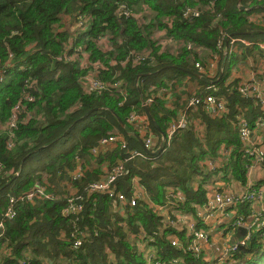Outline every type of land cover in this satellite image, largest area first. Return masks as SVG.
Returning <instances> with one entry per match:
<instances>
[{
  "label": "trees",
  "instance_id": "1",
  "mask_svg": "<svg viewBox=\"0 0 264 264\" xmlns=\"http://www.w3.org/2000/svg\"><path fill=\"white\" fill-rule=\"evenodd\" d=\"M237 1L0 0V73L5 76L0 83V264H151L155 259L219 264L223 249L243 239L237 223L264 220V157L256 164L262 176L250 181L249 169L256 159L239 135L243 120L252 132L248 144L264 148L256 137L258 130H264L256 126L264 109L257 95L240 93L242 84L237 81L225 85L224 77L206 79L208 74H200L199 67L205 71L207 61L195 53L200 46L210 56L222 58L231 40L264 32V24L247 20L248 15L264 10L243 16ZM246 1L250 7L264 8V0ZM144 9L153 14L148 24L139 20ZM188 10L199 16L185 18ZM81 18L90 23L89 29L79 31L75 40L64 27ZM155 22L168 39L182 42L178 55L159 51L152 39ZM224 36L230 41L225 42ZM74 48L84 63L65 62ZM170 71L180 78L200 75V88L179 109L180 116L160 99V91L167 90L164 81L152 84L159 90L149 91L147 84ZM90 75L108 91L87 92L84 85ZM174 79L167 76L170 82ZM122 91L125 98L119 95ZM208 95L216 103L222 100V111L210 112L203 101ZM190 99L197 102L194 108L188 105ZM144 100L149 101L148 111L164 135L180 117H188L185 127L178 128L157 156L144 153L136 122L128 120L131 114L145 118ZM191 119L203 123L205 133L196 134ZM11 122H15L13 129ZM149 128L156 137L155 151L160 135L150 123ZM114 135L122 138L123 148H99L102 139ZM218 151L223 152L219 158ZM220 159L224 165L219 166ZM118 166L128 174L119 175L112 187L126 201L88 193L90 185ZM77 169L82 173L75 181L72 174ZM194 176L199 182L187 184ZM218 176L224 178L228 193L217 181L206 184ZM132 178L138 179L146 194V200L137 201L133 208L127 204ZM231 183L236 184L234 191L229 189ZM72 190L82 211L65 218L64 196ZM177 191L186 200H179ZM258 192L263 194L261 202L237 201L223 211L224 222L208 225L196 217L214 194L235 197ZM154 206L164 210L155 211ZM8 212L14 214L11 219L6 218ZM179 216L193 223L194 231L188 233L185 224L179 230L170 225ZM259 230L252 232L249 248L238 247L228 254L229 264H264V227ZM200 231L216 242L218 255L207 247L197 253L188 249L194 232ZM173 239L176 246H171ZM75 241L81 243L76 250Z\"/></svg>",
  "mask_w": 264,
  "mask_h": 264
},
{
  "label": "built area",
  "instance_id": "2",
  "mask_svg": "<svg viewBox=\"0 0 264 264\" xmlns=\"http://www.w3.org/2000/svg\"><path fill=\"white\" fill-rule=\"evenodd\" d=\"M198 16H199V12L194 11V10H188L185 13V18H188L189 20H191L193 18H197ZM262 22L264 24V19L262 20ZM224 38H225V42L230 41L229 36H226V37L224 36ZM233 43H234L233 40H231L229 42L230 45L231 44L233 45ZM66 59H70V57L66 56ZM210 67H213V64H209L208 68L210 69ZM199 70H200V72L202 71V69L200 67H199ZM84 87H85V90L87 92H91V91L102 92L103 90H105L106 86L101 84L97 79H94V82L92 84H88V80H86ZM116 89H117V87H116ZM122 92H123L122 96H123V98H125L126 92H124V91H122ZM240 93L244 96H247L250 94L257 95V97H255V98L257 100H259L260 102H264V95L260 96L257 94L258 93V86H257V83H255L254 81L244 82L240 87ZM193 100L194 99H190L188 105L194 108L195 105L197 104V102H195ZM203 101H204V104L206 106H208L211 113H216L217 111L223 110L222 100H220V101H218V103H216V99L211 95L206 96V98ZM148 102L146 104H148ZM128 120H129V122H136V125H135L136 129L138 130L139 134L143 137L141 139L143 149L151 150L154 137H153V134L149 128V123L147 122V120L144 117H140V116L134 117L132 114L129 115ZM185 125H186V119H184V117H180V119L176 123L171 124L167 129V134L165 137V143L166 144L170 143L173 135L178 130V128L183 129L185 127ZM256 126L259 128H264V116L259 117V121L256 123ZM10 128H12V129L15 128V122H11ZM239 135H240V140L246 146L249 145V147L247 148L249 150L247 152L250 155H252V154L255 155V159H256L255 164L261 163L263 160V157H264V148L248 144V141L250 140V137L252 136V132L248 129L246 122L243 120H240V122H239ZM116 145H119L122 148L125 146L123 140L120 137H115V136H111V137H109L107 139H103L99 142V148L115 147ZM98 149H94L92 151V153L96 154ZM134 154L136 156H139V154L136 152H134ZM81 173H82L81 169H77L72 174V180H75V181L79 180ZM122 173L125 175L128 174L127 171H123L122 166L116 167L115 169H113L112 171L107 173V175L99 183H94V184L90 185L88 188V193H90V194L97 193V194H103V195L106 194L108 196V198L115 199L117 201H122V202L126 201L122 195L115 193V191L112 187L116 178L119 175H121ZM131 182H132V186H133V192H132V197L128 200L127 204L129 207L133 208L136 206L137 201L146 200V194H145L144 189L140 186V182L138 181V179L132 178ZM42 191H43V189L39 187V194ZM262 199H263V194L261 192H258L257 195L255 193H251V194H244L242 196H235V197L220 195V194H214L211 197H209L205 207H203L202 209L199 208L197 210L196 217L201 218V221L204 222L205 224H209V222H213L217 218L222 219L223 218V211H225L230 206L235 205L237 203V201H239V200L240 201L252 200V201H256V202H261ZM154 208H155V211L162 212L164 210L162 207L157 208L154 206ZM81 211H82L81 206L76 203V200L72 194L71 197L67 198V204H66V207L62 210V215L65 218H70V217H74V216L79 215ZM215 211H218V212H215ZM263 213H264V209H263ZM187 214H189V213H187ZM13 216H14V214L12 212H8L6 214V218H8V219H11ZM257 216H260V214H258ZM182 218L183 217L179 216L177 218V223L170 222V225L176 226L178 224V222L182 221ZM253 222L257 226V228H259V229L264 227V220L257 221V219H253V218L248 219L247 222L242 223V224L237 223L238 229L241 228L242 230H244L245 237H243V239L240 242H236V244H233L231 246H226L223 249V254L221 256L222 258H225L228 261V259H227L228 254L236 252L238 247H241V248L244 247L245 248L246 244H248L249 240L252 237V232H253V235L255 233L254 230L252 229V223ZM246 223H248V225H246ZM184 224H186V223H184ZM186 227H187L188 233H189V230L194 231V224L193 223H188V225H186ZM155 235L156 234L153 233V236H155ZM193 239L194 240H193L192 244L189 245L188 249H190L194 253H197L199 248L208 247L210 244V239L202 231L194 232ZM177 244H178V242L176 239L171 240V246H176ZM80 245H81V243L79 241H75L73 243V248L76 250L80 247ZM146 258L148 260H152L151 255L148 256L146 254ZM151 264H177V261L175 259H171L170 262L167 263V262H163L159 259H155L152 261Z\"/></svg>",
  "mask_w": 264,
  "mask_h": 264
},
{
  "label": "crops",
  "instance_id": "3",
  "mask_svg": "<svg viewBox=\"0 0 264 264\" xmlns=\"http://www.w3.org/2000/svg\"><path fill=\"white\" fill-rule=\"evenodd\" d=\"M236 6H237V11L242 13L243 16H244L243 13L250 14V12H253L255 10H259V9L264 10V8L250 7L249 2L246 0H242V1L238 0L236 3ZM145 13H148V15L150 14L153 16L152 12L150 11H145ZM263 19H264V13L262 12H255L247 16V20L250 21V23L254 25L263 24L262 22ZM139 20L143 24H148L147 22L143 20L142 13L140 14ZM152 36H153L152 38H154L153 42L159 48L160 52L166 51L169 54L171 55L173 54L175 56L179 54V50L181 46L183 45L182 42H175V41L168 39L167 34L164 30L156 29L153 32ZM248 36H250L248 39H243V40L235 39V42L233 43V45L226 44L225 48L223 49L222 58L221 56L219 57L217 55L210 56V52L207 51V49L205 48L204 50L196 49L195 53L200 55L201 57H204V59H206L207 61V64H206L207 71L205 70L203 72H200V74L201 73L208 74L206 75L207 76L206 79H208L209 81H211L213 78H215V81H217L221 79L222 77H224L223 84L225 85H230L234 81H237L238 85L243 84L244 82H247V81H254L255 83H257V86H258L257 94L260 96H263L264 95V42H263L264 40H262V38H264V32L263 31L251 32V33H248ZM105 47H108L107 44H105ZM209 64H213L212 69L211 67L210 69L208 68ZM156 73H158V71ZM142 76H148V75H142ZM142 76H139V78H141ZM167 76H172L173 79L174 78L175 79L170 82L167 80ZM159 80L164 81L165 83L164 88L167 89V90L163 89L162 91H160L161 93L160 99L163 100L164 107L168 110L176 111V114L179 116H180L179 109H182L184 105L187 104L188 98L194 96L198 92L200 85H201L199 83L200 75H197V74L193 76L188 75L186 77L180 78L176 75L175 71H170L166 74H161L158 78L151 79L150 81H148L147 84L150 85L149 91H152L154 89L159 90L158 87L155 88V86L152 85L155 82H158ZM202 81L205 82L204 79H202ZM215 81L214 82L212 81L210 83H215ZM257 101H258L259 106L264 109V102H260L259 100ZM145 103H147V101ZM140 117H143V116H140ZM191 122L194 126H196V131L202 130L205 128L203 123L197 122L195 119H191ZM261 131L263 132L264 130L262 129ZM261 131L258 130L256 137H257V140L261 139L264 142V138L261 136L263 135V133ZM114 136L120 137L118 135H114ZM153 137L154 139H153L152 147L155 145V141H156V137L154 135ZM139 139L141 141L142 138L139 137ZM161 141H162V138L160 136V142ZM159 147H160V143L157 149H159ZM223 152L226 153L227 151L223 149ZM252 170H255V171L251 173ZM249 173L252 175V177L250 178V181L251 180L257 181L262 176L259 170V167L256 166V164L253 165L249 169ZM222 179H219L221 180L219 181V180H215L214 178H212V181H207L206 184L217 181L221 184L220 186L222 187L223 185H226L223 182L224 180ZM197 182L199 181H189L187 184L194 185ZM229 189L234 191V189H236V184L231 183L229 186ZM225 192L227 191L225 190ZM70 193L73 194L74 190L70 191ZM255 211L259 212L260 208L258 206H255ZM122 215H123V212H122ZM186 215L187 217H190L189 214H186ZM215 222L216 221L209 222L208 225L210 224L213 225ZM176 229L177 230L180 229L179 224L176 225ZM213 241L214 240L211 238L210 244L207 247V249H210V251L212 252L213 245H214L215 246L214 249L215 251H217V253H215L214 251L212 253H214L215 255H218L219 248H217V245H215Z\"/></svg>",
  "mask_w": 264,
  "mask_h": 264
},
{
  "label": "rangeland",
  "instance_id": "4",
  "mask_svg": "<svg viewBox=\"0 0 264 264\" xmlns=\"http://www.w3.org/2000/svg\"><path fill=\"white\" fill-rule=\"evenodd\" d=\"M145 10H147V9H144V11ZM141 13H143V20L145 21V22H147V23H149L150 22V20H152L153 19V16L152 15H148V13H145L144 14V12H141ZM238 17H240L239 15H237ZM149 21V22H148ZM88 21H86L85 22V27H84V29H86L87 27H88ZM77 24L74 22V23H72V24H69V22H67V26H65L64 28H66V27H68V32H69V36L71 35V34H75V32L78 30L77 29V26H76ZM158 27V24H157V22H155V24H154V29H156ZM63 28V29H64ZM60 31V30H59ZM153 37V36H152ZM152 39H154V38H152ZM262 40H264V38H262ZM72 41V39L71 40H69V43ZM264 42V41H263ZM101 45H102V47H105V44H103V42H101ZM78 48V47H77ZM77 48H74L73 49V52H78L79 50L77 49ZM198 49H200V50H203L204 48L203 47H200V46H198L197 47ZM32 49H35V46L34 45H32ZM165 53H168V52H166V51H164ZM77 58V57H76ZM75 58H71V59H65V62L66 63H69V62H72L73 60H74ZM204 59V58H203ZM79 60H81V61H83L82 59H79ZM83 63H84V61H83ZM86 65L87 66H89L88 65V63H86ZM82 66L80 65L79 66V68H81ZM90 67V66H89ZM213 67H211V69H212ZM166 74V73H165ZM95 76V75H94ZM93 75H90V77L89 78H87L86 80H88V84H92L93 82H94V77ZM204 77V76H203ZM103 91H108L107 89H106V87H105V90H103ZM119 95H123V92H121ZM122 102V101H121ZM120 102V103H121ZM75 109V108H74ZM185 118H188V117H185L184 116V119ZM197 133H205V128L204 129H202V130H197V132H196V134ZM166 134H167V132H166ZM195 134V133H194ZM103 140V139H102ZM259 142V144L261 143V144H263L264 142H263V140H258ZM263 148V147H262ZM217 154V158H219L220 156V154H222L221 152H217L216 153ZM224 163V161H223V159H220V162H219V166H221V165H224L223 164ZM255 163V162H254ZM255 170H252L251 171V173L252 172H254ZM220 176H223V175H220ZM220 176H218V177H216V178H214L215 180H217L218 178H220ZM230 177H231V175H230ZM252 177V175L249 173L248 174V179H250ZM202 179L204 178V177H201ZM220 179H222V178H220ZM224 179V178H223ZM193 181H195V176H194V179H193ZM207 181H212V179L211 178H209V180H207ZM132 184V183H131ZM226 185H223L222 186V188H225L223 191H225V190H227L228 189V187H225ZM218 187H221L220 185L218 186ZM177 192H179L180 193V197H179V199L181 200V201H184V200H186V198H185V196L180 192V191H177ZM228 193V192H227ZM72 196V194L70 193V196H64L66 199L68 198V197H71ZM149 203H150V205H153V203L152 202H150L149 201ZM149 205V204H148ZM125 214V213H124ZM185 214H187V213H183V215H185ZM125 216H126V214H125ZM212 218V217H211ZM215 221H217L218 223H221V222H224V221H226V220H223V219H221V218H217ZM184 223H186L185 225H187L188 224V222L187 221H185V220H182V221H180V222H178V224L181 226V225H183ZM245 225V224H244ZM246 225H248L247 223H246ZM252 229L254 230V232L257 234V232H259L260 233V230H259V228H257V226L254 224V222L252 223ZM239 231L241 232L242 231V229L240 228L239 229ZM219 235V237L221 236L220 234H218ZM241 236V235H240ZM243 237H245V235H242ZM249 236V235H248ZM143 237V236H142ZM217 240V239H216ZM242 239H240V240H238L239 242L241 241ZM214 242V241H213ZM214 244L215 245H217L216 244V242H214ZM214 245H213V250H212V252L214 251L215 253H217V251H215V249H214ZM249 248V245L248 244H246V246H245V248ZM146 254L147 253H145V257H146ZM149 258V257H148ZM220 263L219 264H229V262L225 259V258H222L221 259V261H219Z\"/></svg>",
  "mask_w": 264,
  "mask_h": 264
},
{
  "label": "water",
  "instance_id": "5",
  "mask_svg": "<svg viewBox=\"0 0 264 264\" xmlns=\"http://www.w3.org/2000/svg\"><path fill=\"white\" fill-rule=\"evenodd\" d=\"M139 78V77H138ZM142 107L144 109V113H145V117L147 119V121L150 123V125L160 134L161 138H162V141L160 142V147L159 149H157L156 151L154 152H151V151H148V150H145L143 149L144 153L150 155V156H155L159 153H161L162 149H163V143H165V135L164 133L159 129V127L157 126L156 122L153 120V118L151 117L149 111H148V108H147V104L142 101ZM94 111V110H93ZM92 111V112H93ZM91 113V112H90ZM19 175V172L15 175L14 178H16L17 176ZM241 234L242 235H245V232L244 230L241 231Z\"/></svg>",
  "mask_w": 264,
  "mask_h": 264
},
{
  "label": "clouds",
  "instance_id": "6",
  "mask_svg": "<svg viewBox=\"0 0 264 264\" xmlns=\"http://www.w3.org/2000/svg\"><path fill=\"white\" fill-rule=\"evenodd\" d=\"M86 21H87L86 19L83 20L82 18L78 21V23H77V25H76L78 30L75 32V34H71V35L73 36V39H75V40L77 39L76 34H77L79 31H82V30L85 31V32L88 31V29H89V24H90V23L88 22V23H89V24H88V27H87L86 29H84V27H85V22H86ZM71 35H70V36H71ZM78 50H79V49H78ZM69 51H70V49L67 50V52H69ZM78 53H79V51H78V52H72V55H68V56L70 57V59H71V58L79 59V57H78L79 54H78ZM76 57H77V58H76ZM75 59H74V60H75ZM74 60H73V61H74ZM2 72H3V71H2ZM1 75H2V73H0V83H3L4 80H5V76H1ZM3 75H4V74H3ZM13 78H14V76H12L10 79H13ZM145 119H146V117H145ZM146 120H147V119H146ZM147 122H148V121H147ZM148 123H149V122H148ZM165 137H166V134H165ZM164 144H165V143H163V148H164ZM141 145H142V140H141ZM153 148H154V146L151 148V150H148V151L154 152V151H153ZM142 150H143V147H142ZM156 150H157V149H156ZM156 150H155V151H156ZM162 151H163V149H162ZM162 151H161V152H162ZM159 154H160V153H159ZM159 154H157V155H159ZM157 155H155V156H157Z\"/></svg>",
  "mask_w": 264,
  "mask_h": 264
}]
</instances>
